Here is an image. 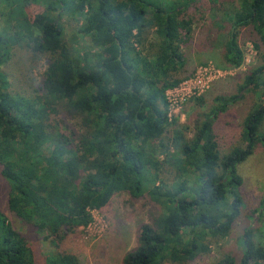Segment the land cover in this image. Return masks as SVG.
Segmentation results:
<instances>
[{
	"label": "trees",
	"instance_id": "1",
	"mask_svg": "<svg viewBox=\"0 0 264 264\" xmlns=\"http://www.w3.org/2000/svg\"><path fill=\"white\" fill-rule=\"evenodd\" d=\"M193 1L59 3L79 25L73 41H86L85 59L68 45L61 16L52 10L48 16L46 9L36 16L41 35L33 40L34 51L47 56L40 91L63 103L76 127L65 128L37 97L9 92L0 72V175L10 212L0 210V264H81L64 249L70 234L91 225L94 211L109 212L115 194L140 197L146 185L154 209L123 264L194 261L209 251V238L235 228L245 206L238 166L258 141L264 145V0H199L211 18L197 37L187 19ZM242 39L259 52L261 63L246 75L245 87L262 89L260 104L244 120L242 145L222 154L214 125L240 92L217 96L188 137L179 117L170 118L167 91L180 84L175 75L185 71L196 43L219 50V68L231 70L245 62ZM11 48L0 36V66ZM170 131L172 148L164 141ZM167 167L175 177L164 178ZM18 223L47 234L55 247L52 259ZM215 264H264V244L246 230L243 252Z\"/></svg>",
	"mask_w": 264,
	"mask_h": 264
},
{
	"label": "rangeland",
	"instance_id": "2",
	"mask_svg": "<svg viewBox=\"0 0 264 264\" xmlns=\"http://www.w3.org/2000/svg\"><path fill=\"white\" fill-rule=\"evenodd\" d=\"M74 1L0 0V36L8 40L12 47L7 62L0 66V72L10 85L9 92L28 98L37 97L45 102L49 112H52V117L62 123L65 128L68 127L67 124L76 127V123L66 114L63 103L56 104L45 92L40 91L47 69V56L43 52L34 51L33 40L41 35V26L34 21L36 16L45 9L48 16L51 10L54 16H61L62 24L67 32L68 45L78 49L81 59H85L86 41L80 40L78 43L73 41L79 25L75 18L64 13L59 5V3ZM235 1L238 4V1ZM190 14L187 19L193 20L194 36L197 37L200 35V25L204 24L207 18L210 22L211 15L206 10L204 11V6L199 0L191 3ZM23 23L25 26L22 25ZM28 25L32 36L27 32ZM240 44L245 54L244 64L240 68L225 69L228 73L214 82L210 89L202 95L205 98L203 103H200L198 98L190 99L177 115L180 124L187 127L185 135L192 137L196 121L205 112L211 111L216 104L217 96H233L240 92L242 98L235 105L229 106L227 111L217 118L214 125L222 154H227L233 148L242 145L241 134L244 120L260 104L262 92V89L254 90L252 86L245 87L246 75L253 67L261 63L259 52L249 41L242 39ZM222 62L219 50L200 49L199 43H196L189 50L187 69L175 76L183 82L193 76L200 66L211 63L224 68ZM262 133L264 135V125ZM182 136L179 134L178 138ZM174 137L170 131L164 140L171 148L174 145ZM166 170L164 178L175 177L170 173L169 167ZM238 170L244 181L241 193L245 206L241 218L230 234L209 238L206 241L209 251L204 252L194 261L182 258L178 262H171L166 259L158 264H215L227 255L238 257L244 250L246 230L252 231L254 240L258 244H264V145L262 142H257L253 155L241 163ZM190 184H194L193 180ZM6 187L7 184L0 175V210L8 215L10 212L5 195ZM144 191L145 195L140 197H134L126 190L115 194L111 200L109 212L94 211L93 223L86 228H80L75 234H70L64 242V249L76 255L81 264H123L125 253L136 247L141 226L149 223L150 212L154 209V203L148 196L149 186L146 185ZM230 204L229 200L228 208ZM155 208L159 212H164L162 208L157 206ZM17 228L28 236L29 241L35 245L43 257L52 259L55 247L50 240H45L47 234H42L35 228L31 230L20 223L17 224Z\"/></svg>",
	"mask_w": 264,
	"mask_h": 264
},
{
	"label": "built area",
	"instance_id": "3",
	"mask_svg": "<svg viewBox=\"0 0 264 264\" xmlns=\"http://www.w3.org/2000/svg\"><path fill=\"white\" fill-rule=\"evenodd\" d=\"M227 70L213 64L200 66L195 74L167 91L169 115L173 118L181 112L183 105L193 98L201 97L214 82L224 77Z\"/></svg>",
	"mask_w": 264,
	"mask_h": 264
},
{
	"label": "crops",
	"instance_id": "4",
	"mask_svg": "<svg viewBox=\"0 0 264 264\" xmlns=\"http://www.w3.org/2000/svg\"><path fill=\"white\" fill-rule=\"evenodd\" d=\"M187 69V68H186Z\"/></svg>",
	"mask_w": 264,
	"mask_h": 264
}]
</instances>
